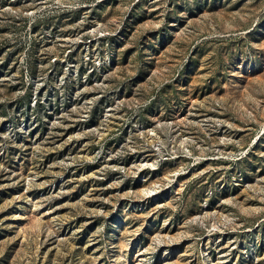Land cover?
Listing matches in <instances>:
<instances>
[{"label":"rangeland","instance_id":"1","mask_svg":"<svg viewBox=\"0 0 264 264\" xmlns=\"http://www.w3.org/2000/svg\"><path fill=\"white\" fill-rule=\"evenodd\" d=\"M0 264H264V0H0Z\"/></svg>","mask_w":264,"mask_h":264}]
</instances>
